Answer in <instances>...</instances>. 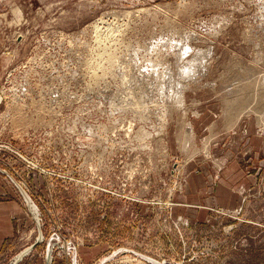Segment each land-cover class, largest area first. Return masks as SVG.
I'll use <instances>...</instances> for the list:
<instances>
[{
    "label": "rangeland",
    "instance_id": "1",
    "mask_svg": "<svg viewBox=\"0 0 264 264\" xmlns=\"http://www.w3.org/2000/svg\"><path fill=\"white\" fill-rule=\"evenodd\" d=\"M262 78L264 0H0V264H264Z\"/></svg>",
    "mask_w": 264,
    "mask_h": 264
},
{
    "label": "crops",
    "instance_id": "2",
    "mask_svg": "<svg viewBox=\"0 0 264 264\" xmlns=\"http://www.w3.org/2000/svg\"><path fill=\"white\" fill-rule=\"evenodd\" d=\"M258 136V138L256 137L257 142L260 141V144L262 145V147H264L263 143H264V135L259 131L256 134ZM255 137V136H254ZM264 161V160H262ZM239 167L237 166H231V167H227L225 168V172L224 174L227 176H232V173L238 169ZM247 174L245 172H243V170H239L237 171V175L236 176H241V178H243V180H245L246 182L244 183L243 187L244 189H248L250 187V185H248L249 182L252 181H256V183L258 182V176L255 174H251L249 173V176H246ZM212 203H216L217 205H223V206H241L242 203L245 202V199L243 198V195H240V192L238 193L237 190L233 189V187H229L228 184L224 185L221 184L219 191H218V198H216V200H211ZM214 201V202H213ZM1 218V215H0ZM2 218L7 219L6 217L2 216ZM4 239V238H3ZM3 239L0 242V246L3 244ZM3 241V242H2ZM23 260H21L18 264H27L24 263Z\"/></svg>",
    "mask_w": 264,
    "mask_h": 264
},
{
    "label": "water",
    "instance_id": "3",
    "mask_svg": "<svg viewBox=\"0 0 264 264\" xmlns=\"http://www.w3.org/2000/svg\"><path fill=\"white\" fill-rule=\"evenodd\" d=\"M23 192H24V191H23ZM24 195H25L26 200H27L29 206L31 207V209L33 208V209H32L33 216H35V218H36V220H37V222H38V226H39V234H40V235H39L40 237L37 239V242H36V243H38V242L41 241L40 238L42 239V234H43L42 226H41V222H40V217H39V214L36 213V207H35V205L33 204L32 199H30L29 196H28L25 192H24ZM36 243L33 244V245H31V246H29V247H27V248L24 249L22 252H20V253L18 254L17 258H15V260L13 261L12 264H18V263L23 259V257H24L28 252H30V251L36 246Z\"/></svg>",
    "mask_w": 264,
    "mask_h": 264
},
{
    "label": "bare ground",
    "instance_id": "4",
    "mask_svg": "<svg viewBox=\"0 0 264 264\" xmlns=\"http://www.w3.org/2000/svg\"><path fill=\"white\" fill-rule=\"evenodd\" d=\"M148 45H149V44H148ZM156 52H157V51H156ZM159 53H160V52H159ZM160 57H161V56H160ZM251 57H252V55H251ZM200 61H201V60H200ZM203 67H204V66H203ZM150 71H151V70H150ZM199 71H200V70H199ZM165 72H166V71H165ZM183 79H184V78H183ZM262 79H264V78H262ZM262 79H261V80H262ZM180 84H181L182 86L184 85L183 82L180 83ZM257 85H258V84H257ZM258 87H259V86H258ZM260 87H261V86H260ZM182 89H183V88H182ZM175 90H176V89H175ZM179 90H180V88H178V95H179V96H178V98H179L178 100H182L181 102L184 103V102H183V97H184V96H183V95H184V94H183V93H184L183 91H184V90H183V91L180 90V92H179ZM257 93H258V91H257ZM174 95L176 96L175 93H174ZM185 95H186V94H185ZM259 96H260V95H259ZM140 97H141V96H140ZM255 97H256V96H255ZM142 98H144V97L142 96ZM142 98H141V99H142ZM251 98H252V97H251ZM257 98H258V97H257ZM184 99H185V98H184ZM135 100H136V98H135ZM176 100H177V98H176ZM178 100H177V101H178ZM258 100H259V98H258ZM137 102H138V100H137ZM182 103H181V105H182ZM137 104H138V103H137ZM137 104H136V105H137ZM138 106H139V105H138ZM254 106H255V105H254ZM227 107H228V106H227ZM186 108H187V107H186ZM187 111H188V109H187ZM185 115H186V114H185ZM187 116H188V115H187ZM260 116H262V115H259V121L261 120V122L264 124V117H263V118H260ZM185 120H186V119H185ZM184 126H185V124H184ZM191 126L193 127V125H191ZM191 126H190V124L188 123L187 131H186V135L188 136V140L186 139V140H187V144H186V145H189V144H190L188 141L191 140V138L194 136V135H193V129H192ZM183 128H184V127H183ZM183 132H185V130H184ZM182 136H183V134H182ZM194 138H195V136H194ZM194 138H193V139H194ZM183 139H184V138H183ZM206 140H207V139H205V141H206ZM183 141H184V140H183ZM191 143H192V142H191ZM187 147H188V146H187ZM182 150H183V149H182ZM66 244H67V246H68V250H69V249H70V247H69L70 245H68V241H67ZM51 256H52V254L49 253V260H50Z\"/></svg>",
    "mask_w": 264,
    "mask_h": 264
},
{
    "label": "built area",
    "instance_id": "5",
    "mask_svg": "<svg viewBox=\"0 0 264 264\" xmlns=\"http://www.w3.org/2000/svg\"><path fill=\"white\" fill-rule=\"evenodd\" d=\"M0 172H7V174H9V175H13V174H11V172H9L8 170L4 169V167H2L1 165H0Z\"/></svg>",
    "mask_w": 264,
    "mask_h": 264
}]
</instances>
